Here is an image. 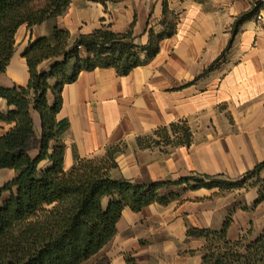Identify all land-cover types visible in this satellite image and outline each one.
Returning a JSON list of instances; mask_svg holds the SVG:
<instances>
[{
  "label": "crops",
  "instance_id": "0c3cea01",
  "mask_svg": "<svg viewBox=\"0 0 264 264\" xmlns=\"http://www.w3.org/2000/svg\"><path fill=\"white\" fill-rule=\"evenodd\" d=\"M248 9L244 0H72L56 21L19 30L0 86L28 84L22 53L56 26L73 40L101 28L118 34L131 30L137 44L147 45L149 31L163 33L174 18V35L161 43L152 61L126 76L113 68L83 72L65 86L57 117L67 125L65 169L78 157H102L116 147V179L149 185L197 173L237 180L264 162V24H244L226 60L206 71L228 48L236 18ZM7 108L0 99V111ZM179 121L192 131L190 147L139 146V138ZM217 193L182 191L168 205L153 204L139 213L126 209L116 238L101 253L111 264H126L127 256L138 264H202L204 241L188 238V229L219 231L230 213L231 240L247 232L257 238L264 229L258 190Z\"/></svg>",
  "mask_w": 264,
  "mask_h": 264
},
{
  "label": "trees",
  "instance_id": "16d2710c",
  "mask_svg": "<svg viewBox=\"0 0 264 264\" xmlns=\"http://www.w3.org/2000/svg\"><path fill=\"white\" fill-rule=\"evenodd\" d=\"M71 3L0 0V75L7 72L16 53L19 30L56 21ZM259 12L256 7L236 18L228 48L206 73L226 60L243 25ZM174 33L173 24L163 33L151 29L148 44L139 45L131 30L118 34L101 28L73 40L68 31L56 26L49 37L25 48L22 57L28 66V84L0 86V99L8 106L5 112L0 111V171L15 173L1 190L9 197L0 205V264H83L116 238L117 224L126 209L139 213L153 204L168 205L178 200L182 191L218 190L216 195L221 196L257 189L256 205L264 201V162L237 180L193 173L177 181L141 185L112 176L118 169L120 150L110 147L102 157H78L71 169H65L67 147L62 136L67 125L57 118L65 86L75 83L81 73L98 68H113L126 76L155 59L161 43ZM46 62L48 67H42ZM192 141L190 127L179 121L139 138L138 144L142 148L161 143L190 147ZM232 224L230 213L219 231L188 229V238L204 241L199 251L202 264H264V229L253 240L250 232L231 240L228 232ZM126 264L138 263L127 256Z\"/></svg>",
  "mask_w": 264,
  "mask_h": 264
},
{
  "label": "rangeland",
  "instance_id": "374dc122",
  "mask_svg": "<svg viewBox=\"0 0 264 264\" xmlns=\"http://www.w3.org/2000/svg\"><path fill=\"white\" fill-rule=\"evenodd\" d=\"M244 1L247 2V4L249 5V9H248V11H246L242 14H245L247 12L254 10L256 7L260 8V10L262 8H264V0H244ZM258 16H259V13H258V15L254 16L253 20L259 21ZM173 19L174 18L171 19V24H173ZM262 23L264 24V22H262ZM14 175H15V173L13 171H10V170L9 171L8 170H3V171L1 170L0 171V205H2L3 202L5 200H7L9 197L8 193H2L1 190L6 183H8L9 181H11L13 179ZM104 261L105 262L109 261V258L106 256V254L101 253L98 256L90 259L89 261H87L83 264H98V263H101Z\"/></svg>",
  "mask_w": 264,
  "mask_h": 264
},
{
  "label": "built area",
  "instance_id": "2783aa9c",
  "mask_svg": "<svg viewBox=\"0 0 264 264\" xmlns=\"http://www.w3.org/2000/svg\"><path fill=\"white\" fill-rule=\"evenodd\" d=\"M258 20L259 22H264V8H262L259 12V16H258ZM81 49V47H79Z\"/></svg>",
  "mask_w": 264,
  "mask_h": 264
}]
</instances>
